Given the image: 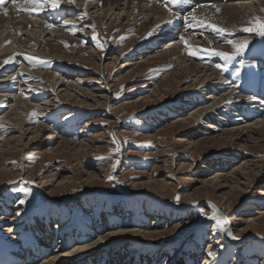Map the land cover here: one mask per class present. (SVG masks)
Listing matches in <instances>:
<instances>
[{"label": "rangeland", "instance_id": "374dc122", "mask_svg": "<svg viewBox=\"0 0 264 264\" xmlns=\"http://www.w3.org/2000/svg\"><path fill=\"white\" fill-rule=\"evenodd\" d=\"M97 1L61 0L56 9L31 14L19 10L22 17L60 27L69 35L46 29L39 39L52 41L37 44L19 30L18 52L0 53V93L11 97V104L16 97L41 106L37 113L23 114L21 109L15 116L0 103V170L13 172L11 177L0 175V188L11 185L0 193V264L16 260L41 264L110 234L114 236L107 244L58 264H264V142L208 144L218 134L216 129L232 121L243 125L258 119V107L264 102V38L242 29L252 27L257 18L264 22V0H182L179 6L167 7L166 0H148L166 15L155 22L144 13L135 19L111 17L106 11L102 15L96 11ZM236 4L238 12H220ZM10 6L18 10L11 0L0 4L2 9ZM169 7L179 12V18L170 14ZM193 13L205 27H188L195 23ZM208 24L226 31L217 34ZM174 32L179 35H171ZM181 36L188 39L187 46ZM229 39L249 41L242 56L225 61L204 51L230 54L234 50L225 42ZM171 41L178 43L183 65L198 68L194 76L186 71L175 75L177 65L169 58L159 59ZM192 48L198 55H189ZM5 60L11 62L4 64ZM203 70L213 74L211 89L195 85L196 77L205 75ZM220 79L228 86L218 84ZM61 89H70L72 97L68 99ZM233 89L246 98L239 103L240 111L233 107L223 116L211 113L214 128L200 119L181 130V120L209 104L208 97ZM148 97L151 101L141 102L138 110L129 104ZM37 125L43 131H32L19 143L21 131ZM52 136L57 139L48 140ZM32 139L35 146L24 148ZM61 143L65 151L47 154ZM73 144L81 146L78 156L71 150ZM247 162L249 167L239 171ZM21 174L22 179L46 184L45 192L51 190L55 201L28 181L15 184L13 177ZM89 174L99 180L86 182ZM68 179L72 186L56 190ZM150 181L168 187L154 192L143 186ZM133 183H138L136 189ZM212 206L227 218L238 240L208 219ZM249 220H256V225ZM152 231L171 235L145 239V233ZM252 234L263 238H246Z\"/></svg>", "mask_w": 264, "mask_h": 264}, {"label": "bare ground", "instance_id": "6f19581e", "mask_svg": "<svg viewBox=\"0 0 264 264\" xmlns=\"http://www.w3.org/2000/svg\"><path fill=\"white\" fill-rule=\"evenodd\" d=\"M94 3H96V2H94ZM150 5H152L153 7L150 6ZM121 6H124L123 9L120 8ZM95 7H97V8L100 7L99 8L100 10H96V11H98V12L101 11L102 15L106 11L105 13L107 15L111 14V17L115 15L116 17H118L120 19L123 16H125V17L126 16H129V17L133 16L132 18L135 19L137 16H139L142 13H144V15H146V17L148 19H154V22H155V20L158 21V20H162V19L166 18V15L163 14L162 10L157 5H155L153 3L150 4V2L148 0H98ZM2 8L3 7H0V53L2 55H5V54H7V55L13 54L14 55V54H16L18 52V44L20 42H19V38L17 37L18 34H15V32L19 31V30H21L24 34H27L29 37L32 36L36 40L37 44L38 43L39 44L46 43L47 41H49V42L52 41L50 38H49L50 40H46V41L44 39H42V38L39 39L42 36L40 33H43L46 29H49V30L53 29L57 33L61 32L64 35H69L68 31H66L65 29H62L60 27L59 28L58 27L49 28L48 27V25H50L49 23L46 24V23H44V22H42L40 20H36L34 18H29L27 16L26 17H22V15H20L19 10L13 9V6L12 7L10 6L7 9L8 10V16H4L3 15V10L4 9H2ZM239 8H240V6H237V4L236 5H227L226 7H222L220 9V12L222 14H224V15L225 14H234V13L238 12ZM207 10H208L207 8H204L203 12L206 13V12H208ZM211 11H213V10H211ZM94 13L97 14V12H95V11H94ZM150 16H151V18H150ZM129 17H128V19H129ZM142 17H143V15H142ZM39 34H40V36H39ZM44 34H43V36H44ZM171 35H179V33L178 32H174ZM171 35H169V36H171ZM70 36H71V34H70ZM70 36H68V37H70ZM9 41H10V43H9ZM170 46H172V47L170 48ZM177 46H178V43H176V42L175 43L172 42V41L168 42L167 43V48H164V50L162 51L161 55L159 56V59L162 60V62L165 61L168 58L171 59L172 62L177 65L176 71L174 72L175 75H178V74L180 75L181 73L183 74V73H185V71H186L187 74H192L193 75V73L196 72L198 70V68H196L195 64H192V63H188V64L183 65V59L182 58H184V57H181L180 49ZM13 58H14V56H13ZM23 68H25V67H23ZM26 69H27V67H26ZM26 69H24V70H26ZM202 72H204V70ZM212 75L211 74L207 75L205 73V75L204 74H203V76L201 75L203 78L198 75V77H196V80H195V85L196 84H199V85L206 84V85H204V89L208 90V87H210V89H211L210 82H211V76ZM42 76L40 75V77H42ZM170 76H171V74L168 75V78ZM10 78H12V77H10ZM59 83H61V81ZM215 83H216V81H215ZM217 83L220 84V85H223V86H228V84H229V82L227 83V81L226 82H222V79H220L219 82H217ZM71 85L74 86V84H71ZM77 86H79V85H77ZM68 88H70V87H68ZM60 92L64 93L68 99H70L72 97V94H70V89H68V90L61 89ZM211 94H214V92H211ZM235 94H238V92H235V90L233 89V90H231L229 92L223 93L219 97H217V94L213 95L214 97H212V95H211L210 97H208V99H210V103L209 104H206L205 106H201V107L197 108L196 110L193 111V113H191L189 115L187 114L188 117H186V118L181 120L182 121L181 130L185 132V131H187L186 128L194 127L196 125L197 121H199L200 119L201 120L203 119L204 121H207V123L211 125L210 128H214V125L216 124V122H215L214 118L211 116L212 115L211 113L221 116L222 113L226 112V110L229 109V108H231V110H235V109H233V107H234V108L237 109V111L239 109H242V108H240L241 106H239V103L241 101L246 100V98H244V96H241V94H238V95H235ZM8 95H10V94H8ZM156 96H159V95L156 94ZM10 98L11 97L7 96V94L0 93V103L5 105V107H8V109H10L9 111L11 113H13V115H15V116H17V115L20 116L21 115L20 114L21 109L23 111V114H24V112H26V114H30L33 111L36 112V113H37V111L39 112V109L41 108V106H34L33 104H28V102H26L27 100L25 101L24 99L22 100L21 98H16V97L14 99L15 101L11 104V103H8V101H11ZM150 101H151L150 97H148L147 99L140 98L138 100H134V101L130 102L129 104H130V106H132L133 109L135 108L136 110H138V108H142L141 107V102L148 103ZM263 103H262V105L260 107H258V109H259L257 111L258 112V117L256 116L258 118L257 120H254V121L251 120V121H247V122L244 121V120H241L242 122L244 121L243 125L242 124L239 125L240 123L239 124H233L232 123L233 121L231 122V120H230L231 123L229 125H224L223 129H216L218 134L214 138L210 139L208 141V144L221 145L223 147H227V146H230L233 143H235L238 146H240V145L247 146V144L249 142L253 141V140H255V141H263L264 142V106H263ZM253 105H254V101H253ZM184 109L183 108L181 109V112H183L182 113L183 115H185L184 111H182ZM259 113L261 114V116H259ZM182 114H180V115H182ZM238 116H239L238 114H233V117L237 118ZM0 118H2V117H0ZM240 119H242V118H239V120ZM243 119H244V117H243ZM226 121H228V120H226ZM23 122H22V124H25ZM22 124H20L21 125V129H23V126H24ZM208 127H209V125H208ZM43 128H41L40 125H37L36 129H29L28 128L25 131L24 130L21 131L22 134H21V136H19V143H23L25 137H28L27 134H31L32 131H33L34 134H39L40 132L43 131ZM247 135H249V138L246 137ZM50 139H57V138L55 136H52L51 138H48V140H50ZM33 143H34V140L32 139V140L29 141V143L25 144L24 148L27 149V148H29L32 145L34 147L35 145ZM200 143H201V141L196 143V145H198ZM64 147H65V144L61 143V145L59 147H57L53 151L52 150L48 151L47 154H49V155H57V154L61 153L62 151H65ZM71 150L74 151V155L75 156H78L79 152L81 151V146L74 145L71 148ZM70 153L71 152L69 151V154ZM63 154L64 153H62L60 155L63 156ZM248 167H249V163L247 162L242 167H240L238 169H239V171L240 170L241 171H245ZM12 174H13V172H11L10 170L6 169L5 167H2L1 170H0V175L2 177L3 176L11 177ZM25 177L28 178V176H26V175H25ZM25 177H23V178H25ZM18 178H21V179H18ZM13 179H17V180L14 181L15 184H17L19 181H22V180H24L26 182L28 181L27 179H22V174L13 177ZM90 180H99V176L96 175V174H89L88 178L85 179V181L87 182V181H90ZM8 181L11 182L10 179ZM28 182L32 183L36 188H38L41 191L42 196H45V198H47L49 200L55 201L54 199H52V197L50 195L51 194V190L48 191L47 193L45 192L46 184L37 183L35 181H28ZM72 183H74V182L72 180L68 179L66 182L58 185L56 187L57 189L56 188L55 189L56 190H60L61 188H67L69 186H72ZM8 184L9 183H7V184L4 183L3 185H1L0 192L4 191L8 186H10ZM137 184L138 183H133L132 184L134 189L137 188ZM6 185H7V187H6ZM143 186L145 188L153 189L154 192H157L158 190L159 191H165L166 188L168 187L167 184L158 183L157 181L146 182L145 184H143ZM203 192L207 193V191H203ZM196 194H198V193H196ZM226 201L227 200H223L222 202H226ZM230 208H231V206H229L227 210L230 211ZM235 219H237V218H235ZM1 220H3V219H1ZM250 222H252L254 225H256V223H255L256 220H249V223ZM137 232L138 231H134L133 232L134 237L138 235ZM244 232L246 233L248 231L245 230ZM164 235H171V233H164V232H156V233H154L152 231V232H149V233H145L144 238L145 239H153L155 236H164ZM113 236H114L113 234H110L109 236H107L105 238L101 237V239H98L99 241L93 242V244L88 245V247L78 248V250H76V251L67 252V253L66 252L65 253H57L52 258H50V259H48L46 261H43V263H41V264H58V263H62V261L64 259H69V258L75 257L77 254L84 253L85 251L87 252L89 250H93L95 248H98L102 244H107L106 243L107 240L109 238H112ZM246 238L251 239V240H258V239L263 238V236L259 235V234H252V235H247ZM14 263L19 264L20 262L16 260L15 262H12L11 264H14Z\"/></svg>", "mask_w": 264, "mask_h": 264}, {"label": "snow or ice", "instance_id": "6c2138e0", "mask_svg": "<svg viewBox=\"0 0 264 264\" xmlns=\"http://www.w3.org/2000/svg\"><path fill=\"white\" fill-rule=\"evenodd\" d=\"M7 0H0V4H6ZM69 3H74L75 0H68ZM11 3L20 11H27L29 12V14H31V12H41L43 11L46 7H51L52 9H56L57 7H59L61 0H11ZM21 3H27L28 5H30V8H22L21 7ZM182 3V0H166V7L168 4L171 5H175V6H179ZM168 11L170 12L171 15H173L174 17L179 18V12L178 11H173V9L171 7L168 8ZM217 11H219V9H217ZM3 15L4 16H8V10L7 7L4 8L3 10ZM192 17V21H194L195 23H189L188 27H205L204 22L199 21L195 14H190ZM185 19L187 20V17H185ZM49 28L52 27V25H48ZM208 28H210L212 31L216 32L217 34H222L224 33L226 30L223 28H219L216 25L213 24H208L207 25ZM243 32H248V33H252L255 32L257 35L261 36L262 38H264V22L259 21V19L257 18L256 23L252 26V27H248V28H244L242 29ZM151 34V33H149ZM93 39H95V37H93ZM180 40L185 44V46L188 45V40H186L183 36L180 37ZM228 45L231 46V48L234 50L232 53H225V52H219V51H215V50H207L205 49L204 51L208 54V55H214V56H219L222 59H224L225 61H231L236 59V57L238 56H242L245 52V50L247 49L248 40H243V41H236V40H226L225 41ZM10 43V41H9ZM101 48H103V45H99ZM189 55L191 56H196L198 55V51L195 48H192L189 51ZM11 60H5L3 63L4 64H8L10 63ZM217 67H220V65H217ZM14 79V77H13ZM117 151H119V147H117ZM115 168V165L113 166ZM180 198L177 197L176 198V202L179 203ZM21 204L25 203V201L21 200L20 201ZM212 215L208 217V219L215 221L216 223V227L219 228L220 231L226 232L229 236H231L232 239L234 240H238L239 237L235 236L230 227H228V220L227 218L223 217L222 215L219 214L218 210L216 209L215 206H212ZM211 255H214V253H210Z\"/></svg>", "mask_w": 264, "mask_h": 264}]
</instances>
